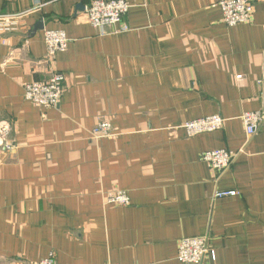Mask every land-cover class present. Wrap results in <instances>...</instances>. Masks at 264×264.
Wrapping results in <instances>:
<instances>
[{"label":"crops","instance_id":"0c3cea01","mask_svg":"<svg viewBox=\"0 0 264 264\" xmlns=\"http://www.w3.org/2000/svg\"><path fill=\"white\" fill-rule=\"evenodd\" d=\"M221 1L129 0V30L101 35L85 0H0V15L30 13L0 35V264H182L179 242L196 237L215 253L203 264H264V123L250 138L241 120L264 113V3L228 27ZM49 30L70 41L52 63ZM55 73L58 107L25 100ZM215 115L219 131L180 128ZM107 120L116 136L94 140ZM221 149L239 154L219 179L201 156ZM115 191L130 205L107 204Z\"/></svg>","mask_w":264,"mask_h":264},{"label":"built area","instance_id":"2783aa9c","mask_svg":"<svg viewBox=\"0 0 264 264\" xmlns=\"http://www.w3.org/2000/svg\"><path fill=\"white\" fill-rule=\"evenodd\" d=\"M87 2L85 14L88 23L101 35L105 29L120 27L118 32H126L129 27L123 19L130 11L129 0H85ZM264 3V0H223L219 3L223 22L228 27L240 24H249L253 18L256 3ZM30 13L15 15H0V35L17 33L22 28L23 21ZM44 43L47 49V59L53 62L57 55L68 50L69 39L63 31H45ZM241 80V77H237ZM65 78L62 74L55 73L47 82L27 83L24 85V98L39 108H56L60 105L65 94ZM246 134L253 137L264 123L263 112H246L241 117ZM224 127V119L219 116H210L194 121H187L181 125L187 138H195L205 133H213ZM12 126L8 121H0V150H10L8 137ZM95 139L103 140L115 136L111 123L103 121L97 124L91 133ZM239 153L228 150H215L203 153L201 158L216 173L217 178L227 172L234 164ZM236 191L219 192L215 198L235 197ZM107 204L114 207L130 205V198L124 191L110 192L106 196ZM206 259L215 261V253L211 243L206 237L184 238L179 242L177 260L182 264H203ZM30 264H57L53 254L47 259Z\"/></svg>","mask_w":264,"mask_h":264},{"label":"rangeland","instance_id":"374dc122","mask_svg":"<svg viewBox=\"0 0 264 264\" xmlns=\"http://www.w3.org/2000/svg\"><path fill=\"white\" fill-rule=\"evenodd\" d=\"M107 121H108L109 123H111L110 120H107ZM111 125H112V123H111ZM96 126H97V125H96ZM95 128H96V127H95ZM95 128H94V129H95ZM94 129H93V130H94ZM112 129L114 130L113 126H112ZM93 130L91 131V133L93 132ZM115 136H116V135H115ZM115 136H114V137H115ZM91 137H92V135H91ZM114 137H113V138H114ZM92 138H93V137H92ZM93 139H94V140H99V139H95V138H93ZM109 139H110V138H109Z\"/></svg>","mask_w":264,"mask_h":264},{"label":"water","instance_id":"95a60500","mask_svg":"<svg viewBox=\"0 0 264 264\" xmlns=\"http://www.w3.org/2000/svg\"><path fill=\"white\" fill-rule=\"evenodd\" d=\"M41 29V28H40Z\"/></svg>","mask_w":264,"mask_h":264}]
</instances>
